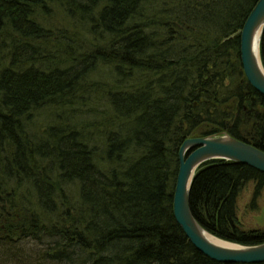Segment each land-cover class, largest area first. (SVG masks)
I'll return each mask as SVG.
<instances>
[{"label": "trees", "instance_id": "trees-1", "mask_svg": "<svg viewBox=\"0 0 264 264\" xmlns=\"http://www.w3.org/2000/svg\"><path fill=\"white\" fill-rule=\"evenodd\" d=\"M257 1L0 0V264H223L174 218L178 153L225 132L264 151V96L232 36ZM251 181L254 203L263 172L204 163L195 217L264 242L237 223Z\"/></svg>", "mask_w": 264, "mask_h": 264}, {"label": "water", "instance_id": "water-1", "mask_svg": "<svg viewBox=\"0 0 264 264\" xmlns=\"http://www.w3.org/2000/svg\"><path fill=\"white\" fill-rule=\"evenodd\" d=\"M239 34L240 59L244 74L264 96V62L261 43L264 34V0H258ZM179 168L173 192V215L194 247L210 259L223 264L264 262V242L242 245L219 238L195 217L191 189L199 168L212 160L248 165L264 173V151L225 132L219 135L189 137L179 148Z\"/></svg>", "mask_w": 264, "mask_h": 264}, {"label": "rangeland", "instance_id": "rangeland-1", "mask_svg": "<svg viewBox=\"0 0 264 264\" xmlns=\"http://www.w3.org/2000/svg\"><path fill=\"white\" fill-rule=\"evenodd\" d=\"M58 22H53L57 24ZM50 25H52L50 23ZM103 76H106L107 70L100 67ZM106 79L108 76L105 77ZM98 79H102L98 77ZM104 80V79H103ZM255 183H247L240 191L237 202V223L244 230H264V189L260 196L253 201ZM30 248H35L34 245H28L26 248L28 251Z\"/></svg>", "mask_w": 264, "mask_h": 264}]
</instances>
